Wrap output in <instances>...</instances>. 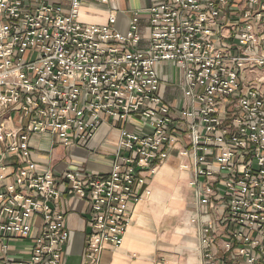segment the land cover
<instances>
[{"label":"built area","instance_id":"obj_1","mask_svg":"<svg viewBox=\"0 0 264 264\" xmlns=\"http://www.w3.org/2000/svg\"><path fill=\"white\" fill-rule=\"evenodd\" d=\"M104 1L0 0V244L34 240L28 260L4 264L62 263L66 198L88 203L83 264H101L174 152L196 174L197 264H264V0H150L146 36L138 13L126 34L114 14L78 19ZM163 62L181 74L178 105L161 96ZM116 124L109 172L38 171L34 134L93 152L100 128Z\"/></svg>","mask_w":264,"mask_h":264},{"label":"crops","instance_id":"obj_2","mask_svg":"<svg viewBox=\"0 0 264 264\" xmlns=\"http://www.w3.org/2000/svg\"><path fill=\"white\" fill-rule=\"evenodd\" d=\"M150 0H106L84 3L78 19L85 24H106L109 17H116L115 29L128 33L132 17L140 14L139 28L148 34L147 9ZM146 41L139 47L144 48ZM163 81L160 93L164 100L178 105L185 97L181 74L174 62L157 65ZM133 128H148L138 117H132ZM104 125L93 144L94 151L65 147L57 138L48 134H34L30 140L33 157L38 160V171L72 168L88 172L107 173L115 156L117 128ZM185 141L188 142L185 136ZM57 141V143H55ZM181 158L174 152L149 184L151 194L131 206V224L120 247L105 246L101 264H197L202 258L199 224L193 219L203 218L198 210L195 191L189 185L195 178L194 170H184ZM160 174H159V173ZM143 188H140V191ZM214 200H218L215 196ZM66 213L70 238L66 244L61 264H83L85 261L86 235L89 231L88 203L78 198L61 200ZM37 230L34 229V233ZM6 248L0 244V264L6 259L28 260L34 248L32 239H10Z\"/></svg>","mask_w":264,"mask_h":264},{"label":"bare ground","instance_id":"obj_3","mask_svg":"<svg viewBox=\"0 0 264 264\" xmlns=\"http://www.w3.org/2000/svg\"><path fill=\"white\" fill-rule=\"evenodd\" d=\"M159 173V172H158ZM160 174V173H159Z\"/></svg>","mask_w":264,"mask_h":264},{"label":"rangeland","instance_id":"obj_4","mask_svg":"<svg viewBox=\"0 0 264 264\" xmlns=\"http://www.w3.org/2000/svg\"><path fill=\"white\" fill-rule=\"evenodd\" d=\"M202 249V248H201ZM200 262V261H199Z\"/></svg>","mask_w":264,"mask_h":264}]
</instances>
